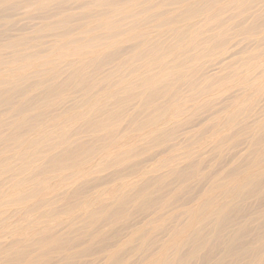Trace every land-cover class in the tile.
Segmentation results:
<instances>
[{"label":"bare ground","instance_id":"6f19581e","mask_svg":"<svg viewBox=\"0 0 264 264\" xmlns=\"http://www.w3.org/2000/svg\"><path fill=\"white\" fill-rule=\"evenodd\" d=\"M0 19L16 20L0 24V264L89 255L97 259L86 264H121V252L152 249L173 220L138 264H264V0H0ZM23 20L37 22L24 29ZM232 42L244 49L224 62ZM227 92L204 149L174 144L169 161L125 172ZM238 137V170L220 171L178 206L169 207L173 195L152 204L159 182L176 175L174 191L200 183L202 164ZM82 183L94 186L82 192ZM139 210L148 212L141 225L88 254ZM221 233L222 252L212 255Z\"/></svg>","mask_w":264,"mask_h":264},{"label":"rangeland","instance_id":"374dc122","mask_svg":"<svg viewBox=\"0 0 264 264\" xmlns=\"http://www.w3.org/2000/svg\"><path fill=\"white\" fill-rule=\"evenodd\" d=\"M5 22H7L8 26H10V27H16V20L15 19H6V20L0 19V24H3ZM35 22H37V21L23 20L22 23H20V25L17 24V26L23 27L24 29H27V27L32 26ZM211 22H213V21H211ZM1 31L2 30L0 29V39L3 36ZM47 40H49V39H45V35H44L43 41H47ZM234 44H235V42L230 43L226 48V51H225L226 54L221 56V59L226 60L224 62H227L228 60H230L228 57L231 54L244 49V44H242L238 47H233ZM215 65H216V62L213 61L212 62L213 67H211V68L209 67L208 70L211 71L213 68H216L217 65L216 66ZM209 66H211V64H209ZM231 95H232V92H227L226 94H223L222 96L216 98L214 100V104H211L207 109H203L201 112H198V114H196V115L189 114L188 116H184L185 120H184L183 125L180 128L181 131H179L174 137H172V139L168 143L163 144L162 146H159V147H155V148L149 150L148 152H146L142 155H138V157L134 158L133 161L128 163V165L124 166V169L129 166L125 172H127V173L137 172L138 175H140L142 172L148 170V168L150 166L155 167L157 164H159V160L163 159V160L169 161L170 159H172L174 157V155L176 153L167 152L168 151L167 149H168V146H171L174 144H180V143H184V142L190 143V144L192 143V144H194V148H195V146H198V147L203 146V149H204L205 140H207L208 137L211 134H213L214 129H215V128H213L215 121H210L209 116L215 110L217 111L222 105L227 104L228 99ZM263 105H264V98L261 99L260 102L258 103V106H259L258 108H262ZM236 121H237V123H242L243 118H239ZM227 132L228 131L224 132L223 134H226ZM220 138H221V136H220ZM242 141H243V139L240 137H238L236 139L234 138L232 140L229 139L221 148L217 149L214 152V154L212 155L214 157H211L212 159L208 158L206 160V162H204V164H202V169H203L204 175L201 177L200 183L197 181L198 180L197 179V180H194L192 182L185 184L180 190L174 191L173 189H174V185H175L176 179H177L176 175L172 177L170 184L167 181L166 182H159L157 184L158 189L154 191L153 196H152V199H153L152 204L157 203L159 200L162 199L163 196L166 197V196L173 195V199L171 200V205L169 207L178 206L179 204L188 202L191 199L195 198L196 196L200 195L201 193H204L206 191V189L210 186V182L217 181L219 179L217 176V173H221L220 171L224 172V173L222 172V174H226L228 172H235L236 170H238L241 167L242 161L244 159L243 157L241 158L238 156L239 151L243 148ZM190 148H193V146L189 147L188 149H190ZM232 155H233V157H232ZM194 162L195 161H193L191 163H194ZM187 164H190V163H187ZM187 164H185V165H187ZM181 167H183V166H181ZM190 167L188 168V170L191 169ZM109 176H110V172L103 174L102 176L99 177L100 181L98 183L105 181L106 178ZM155 176H156V174H151L148 177H155ZM240 178L241 177L239 176L238 179H240ZM126 179H128V180H126ZM126 179H125V182H127V183L134 180V179L130 180V178H126ZM123 181L124 180H121L120 183ZM83 183L75 186V187H80L79 190L82 192H85L89 189H92V187L94 186V184L89 185V184H83ZM118 183H119V181H118ZM114 184L116 185V183H113V185L112 184L107 185L106 188L110 187L109 190H111V191H109V193H113L114 190H112V188L113 189L116 188ZM144 188H146V186H144ZM220 192L221 191L218 190V194ZM215 194L216 193H212L211 197H214ZM62 199L63 198L59 199V201L55 205H51V206L64 207L66 204L76 201L75 197L67 198L66 200H62ZM248 205L249 204H247V203L244 204L245 212L249 208ZM50 208H51L50 206H44V208H42L41 210H47ZM125 208H126V210H129L130 205L117 204L114 209H116L117 211H121V210H124ZM146 216H148L147 211L139 210V212H137L135 215H133L132 219L129 218L130 220L128 219L125 222L121 221L117 224H111L112 228L109 229L110 234L108 235V237L106 239L98 242V243L93 244L89 248L88 254H92V255L96 254L100 248H102L104 246L113 245L114 243H118L126 234H128L131 230L135 229L138 224L141 225L142 222H144V220L147 218ZM63 219H65V218L63 217ZM175 222H176V225L179 223L178 220L177 221L173 220L171 223L165 224L164 228L158 230V232L156 233V235L152 239V249H149L146 252H144V249L138 250V252H131V250L121 252L118 255L121 258V264H138V261H139L138 259L143 258L144 257L143 255L144 254L146 255L148 253V251L155 250L156 247L158 245H160L162 239H163V241L166 239L165 236L169 233L168 231L170 230V228L175 225ZM202 235H206V232H203ZM14 236L16 238H18L17 235H14ZM14 236H12V237H14ZM219 237L220 238L215 243L217 246L212 247V250H211L212 255H215L217 253L222 252V244H223V242L226 241V238L224 237V235L222 233L220 234ZM14 238H10V240H12V239L14 240ZM243 240H245V239H243ZM7 241H9V240H7ZM132 245H133V247H137L139 245V243H135ZM204 253H206V251L202 252L201 255H203ZM121 255H125L126 257L123 258V256H121ZM96 256L97 255H93V256L89 255L86 257H82V258H76L75 257L74 259H71L69 261V264H86V263H88V261L94 260V258ZM95 259H97V258H95ZM209 259H212L211 256L209 257ZM97 262L99 264H101L100 260ZM50 264H53V263H50Z\"/></svg>","mask_w":264,"mask_h":264}]
</instances>
